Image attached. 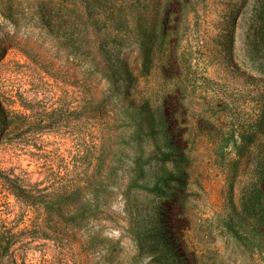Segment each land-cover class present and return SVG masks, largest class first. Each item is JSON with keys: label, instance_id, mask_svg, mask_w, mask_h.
<instances>
[{"label": "rangeland", "instance_id": "obj_1", "mask_svg": "<svg viewBox=\"0 0 264 264\" xmlns=\"http://www.w3.org/2000/svg\"><path fill=\"white\" fill-rule=\"evenodd\" d=\"M102 1L103 33L138 67L132 93L160 133L123 145L113 193L87 214L100 237L83 245L77 200L54 201L42 151L1 146L0 264H264V0ZM33 13L31 0H0L8 87L26 51L60 53ZM146 40L148 61L136 63ZM139 155L158 189L128 188Z\"/></svg>", "mask_w": 264, "mask_h": 264}, {"label": "trees", "instance_id": "obj_2", "mask_svg": "<svg viewBox=\"0 0 264 264\" xmlns=\"http://www.w3.org/2000/svg\"><path fill=\"white\" fill-rule=\"evenodd\" d=\"M103 7L102 0H31L35 19L51 38L49 46L61 54L30 49L28 62L13 70L12 85L0 80V147L42 151L54 201L77 200L72 224L80 231L78 245L100 237L87 230L93 218L87 214L97 210L91 203L113 193L109 181L119 177L115 164L125 154L123 145L133 149L135 142L156 140L160 133L148 99L133 96L138 67L121 55V41L108 40L103 33ZM9 10L12 18V6ZM149 43H141L136 63L148 61ZM63 130L68 134H60ZM153 154L163 164L169 160ZM142 158L131 161L128 188L158 189L157 182L152 186L146 181Z\"/></svg>", "mask_w": 264, "mask_h": 264}]
</instances>
